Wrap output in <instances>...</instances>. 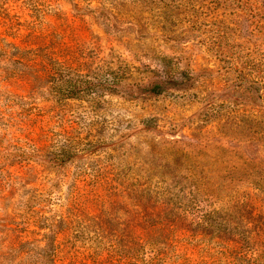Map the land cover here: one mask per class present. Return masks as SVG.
Here are the masks:
<instances>
[{"label": "rangeland", "instance_id": "obj_1", "mask_svg": "<svg viewBox=\"0 0 264 264\" xmlns=\"http://www.w3.org/2000/svg\"><path fill=\"white\" fill-rule=\"evenodd\" d=\"M52 238L264 264V0H0V264Z\"/></svg>", "mask_w": 264, "mask_h": 264}, {"label": "trees", "instance_id": "obj_2", "mask_svg": "<svg viewBox=\"0 0 264 264\" xmlns=\"http://www.w3.org/2000/svg\"><path fill=\"white\" fill-rule=\"evenodd\" d=\"M24 53V52H23ZM35 53H33L32 56H34ZM53 242H54V239L52 238V244H50V248H49V251H48V256L50 255V257H48L47 261H46V264H55V259H54V245H53ZM53 245V246H52ZM136 248H133V252L129 254L130 257H132V259L136 258V255L135 253H138L141 249L145 248L146 245L147 247L151 248L152 244L147 241L146 243L144 244H140L138 241L134 244ZM135 249V250H134ZM142 251V250H141ZM135 256V257H134ZM71 264V263H70ZM81 264V263H80ZM93 264H111L109 261H104V262H95Z\"/></svg>", "mask_w": 264, "mask_h": 264}]
</instances>
